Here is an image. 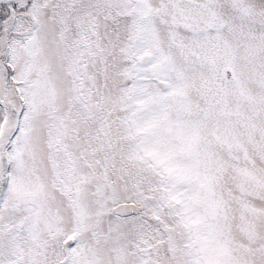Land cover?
Listing matches in <instances>:
<instances>
[{
    "label": "snow or ice",
    "instance_id": "1",
    "mask_svg": "<svg viewBox=\"0 0 264 264\" xmlns=\"http://www.w3.org/2000/svg\"><path fill=\"white\" fill-rule=\"evenodd\" d=\"M0 264H264V0H0Z\"/></svg>",
    "mask_w": 264,
    "mask_h": 264
}]
</instances>
